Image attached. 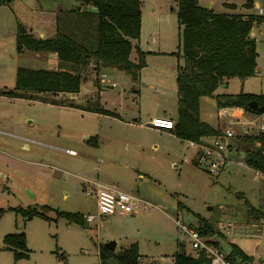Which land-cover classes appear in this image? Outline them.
I'll return each mask as SVG.
<instances>
[{
  "label": "rangeland",
  "instance_id": "rangeland-1",
  "mask_svg": "<svg viewBox=\"0 0 264 264\" xmlns=\"http://www.w3.org/2000/svg\"><path fill=\"white\" fill-rule=\"evenodd\" d=\"M140 1L138 47L145 52L147 63L140 74L142 125L128 126L93 112L0 94V207L4 208L0 217V264H100L99 249L112 239L114 252L137 242L139 264H174L173 253L180 242L187 253L195 255L176 220L199 226L201 218L214 228L205 236L217 241L222 252L228 253L230 242H234L250 257L249 261L236 260L234 264H264V215L259 220L248 219L246 202L264 212V177L246 164L235 138L231 141L238 156L218 174H211L183 160L190 157L191 147L168 140L143 122L155 113L176 115L175 72L178 61L182 64L178 54L182 27L174 0ZM211 1L215 12L230 11L223 5L224 0ZM225 4L237 12L264 16V0H229ZM35 6L34 0H13L0 6V87H13L17 66H58L53 56L16 51V21L29 25L33 20H46ZM253 29L258 72L245 79L229 77L222 83L226 85H218L214 93L264 94V21ZM132 52L134 56L135 50ZM113 70L104 78L103 104L120 111L118 92L126 88L121 107L122 114L129 115L135 94L129 89L130 76ZM91 83L92 78L82 80L75 103L83 104L86 97L94 95L89 92ZM219 109L213 97L201 96L202 120L215 125L220 119ZM225 109L232 114L234 108ZM237 119L264 122V113H243ZM221 126L223 129L227 125ZM231 127L236 135L257 131H245L238 124ZM87 136H96L98 145ZM237 158L243 163H237ZM93 179L112 183L139 198L134 212L98 217L94 196L86 195L83 189V184ZM144 200L150 204H144ZM17 206L34 207L47 217L25 218L12 209ZM56 210L78 211L84 219L88 213L95 217L85 219L81 225L57 215ZM9 232L25 233L28 257L15 260L11 251L2 248L3 237Z\"/></svg>",
  "mask_w": 264,
  "mask_h": 264
},
{
  "label": "trees",
  "instance_id": "trees-1",
  "mask_svg": "<svg viewBox=\"0 0 264 264\" xmlns=\"http://www.w3.org/2000/svg\"><path fill=\"white\" fill-rule=\"evenodd\" d=\"M12 0H0L8 4ZM78 6L58 9L55 12V32L48 37L35 36L23 24L17 22L15 48L18 53L52 52L56 55L57 68H31L17 66L13 87H0V94L9 97L38 99L59 105H71L81 109L116 115L103 106L98 91L84 104H77L73 96L80 91L82 80L92 78L99 88L102 70L112 68L128 74L137 82L140 69L145 65V52L136 43L141 26L140 0H77ZM176 15L181 25L180 42L182 64L177 67L175 84L177 95L176 117L172 131L181 139L202 140L207 136H221L223 130L200 117L199 99L213 97L217 107L238 106L245 108L249 101L264 105V94L239 91L214 93L216 87L227 78L245 79L257 73V48L252 27L264 16L254 13L215 12L198 0H174ZM91 5L92 8H87ZM135 49L136 59H131ZM236 148L244 153L247 165L264 175V134L260 132L237 134ZM248 219H258L264 212L246 200ZM49 208V206H44ZM25 218L33 215L47 217L34 207L12 208ZM4 208L0 207V217ZM56 214L68 221L84 225V214L78 211L56 210ZM197 228L203 235L214 231L204 218ZM217 247V241L212 240ZM173 253L174 264H209L203 252L195 255L185 251L184 243ZM3 249L9 250L15 260L28 257L24 232H9L3 237ZM137 242L133 241L118 252H110L101 246L100 264H139ZM229 264L236 260L246 262V255L234 242L225 253Z\"/></svg>",
  "mask_w": 264,
  "mask_h": 264
},
{
  "label": "built area",
  "instance_id": "built-area-1",
  "mask_svg": "<svg viewBox=\"0 0 264 264\" xmlns=\"http://www.w3.org/2000/svg\"><path fill=\"white\" fill-rule=\"evenodd\" d=\"M218 116H229L227 119L228 125L223 130L221 136H208L207 139L199 141L186 139L187 145L194 147L196 151L192 159L194 164L211 174H218L231 161L227 153L233 149L231 140L236 137V133L231 127V124H238L245 131L255 128L257 132L264 134V122H259L257 119L240 122L238 119L231 118L234 115L228 114L225 107L219 109ZM148 125L156 128L173 129L174 120L167 116H153L149 119ZM68 151L72 152L71 149ZM183 160L191 161L190 157H184ZM236 162L239 164L243 163L241 159H236ZM257 172L262 174L259 170ZM83 189L86 195L94 196L96 200V215L98 217L113 214H130L135 210L136 201L140 200L132 193L119 189L114 185L104 184L98 181L84 183ZM143 203L146 205L150 204L145 200ZM94 217V214L91 213L85 215L88 221L93 220ZM176 222L179 231L189 238L191 249L195 252H203L209 264H229L225 258V253L197 228L189 224H184L179 220H176Z\"/></svg>",
  "mask_w": 264,
  "mask_h": 264
},
{
  "label": "crops",
  "instance_id": "crops-1",
  "mask_svg": "<svg viewBox=\"0 0 264 264\" xmlns=\"http://www.w3.org/2000/svg\"><path fill=\"white\" fill-rule=\"evenodd\" d=\"M34 1H35V4H37V6H35L34 9L37 12H39L40 14H42V13L45 14L46 15V20L45 21H44V19H40V20L37 19L35 21L33 20V21L30 22L29 25H24L22 22L16 21V25H17V22L23 24L29 31H31L35 36H38V37H48V36L53 35V33L55 32L54 16H55L56 10H58L60 8L61 9L73 8V7L78 6V4H79V2L77 0H34ZM228 1L229 0H224L222 2L223 5H225V7L230 8V11H226V12H237V11H235L236 8H231L232 5L225 4V2H228ZM198 2L200 4H202L203 2H207L208 3V6L212 7V1L211 0H204L202 3L200 2V0H198ZM10 3H8V4H10ZM246 3H247V1L244 4L247 5ZM251 4H252V2H251ZM1 5H4V4H1ZM236 5H237V3H236ZM254 5L255 6H258V3L257 2H254ZM141 7H142V4H141ZM87 8H92V6L91 5H88ZM261 12H262V10L259 9V13H261ZM238 13L246 14L244 12H238ZM253 30L254 29L252 27L251 32H250V34L252 36L254 35V31ZM15 35H16V33H15ZM138 39L136 41L137 44H138ZM40 56H43V57L53 56V57L56 58V55L54 53H52V52H47V53L41 54ZM136 56H137L136 51H135V55L134 56H133V52H131V59L135 60L136 59ZM56 60H57V58H56ZM146 64L147 63H145V65L143 67H145ZM178 65H179V61H178L177 66H176V72H177ZM143 67L140 69V72H139V78H138V81H137L138 83L136 82V84L133 85L132 84V80L129 77V80H130V83H128L129 84V87H130L129 89L135 93L134 96L131 97V101L134 104L132 106V112L129 113L130 116L129 115H123L122 114L123 109L121 107V103H122L121 101H123L124 98L126 97V95H125L126 88H123L122 93H119L118 92V100H119V102H118V106L119 107L118 108L120 109V111H117L116 109L113 110V109L107 108V107H105V104H103V102L104 103L106 102V100L102 99V92L104 91L103 83L105 82L104 81V78L106 76V73L112 72L113 69H111V68H106V69L102 70V72L99 75V88L96 89L95 85H93L91 83L92 86H91V90L89 92L91 93V91H92V95H93V94H95L96 91H98V95H99L100 101L103 104V106L105 108L109 109V110H112V111L116 112V115L106 114V113H101V112H95V111H90V110H85V109H81V108H78V107H75V106H71V105H68V104H65V105L54 104V105H58V106H61V107L77 108V109H80V110H84L86 112H93V113H96V114H100L102 116H106V117H110L112 119L118 120L121 123H123L124 125H128V126L142 125L143 123L140 122V114H139L140 113L139 97L141 96V86H142L140 84V74H141V70L143 69ZM176 72H175V77H176ZM257 72H258V66H257ZM113 85H115V82H111V86H113ZM220 85L221 86H225L226 84L225 85L224 84H220ZM155 89H156V87H155ZM176 97H177V95H176ZM74 98H75V95L73 96V101L75 102V99ZM87 98L88 97H86V99ZM86 99H85V101H86ZM156 99H158V98H156ZM36 100H38V99H36ZM39 101H41V100H39ZM42 102H44V101H42ZM84 102H83V104H84ZM156 102H158V101L156 100ZM45 103H49V102H45ZM50 104H53V103H50ZM227 107L234 108L231 111V113L234 116H232V117L230 116L231 118H234V119L239 118L243 113H248V111L244 110L242 107H238V106H227ZM227 107H225V108H227ZM199 110H200V99H199ZM153 116H162V115H158V114L155 113L152 116H149L148 119H146L145 121H143L146 124V125L144 124L145 126L148 125L149 119L151 117H153ZM164 116L170 117L172 119H175V117H176V115L175 116H171V115H167V114H165ZM228 117H220L219 116L220 119H218L217 123L214 126H219L222 129V126H221L222 123H225L226 125H228V123H227ZM147 127L163 133L168 138V140H170V141L178 142L180 144L184 142L186 144V146H188L187 145V142H186V139H181L178 136H176L174 134V132L172 131V129L156 128V127H152L150 125H148ZM225 128H226V126H225ZM225 128H223L222 130H224ZM0 132H2V131L0 130ZM89 137H91V136H87L86 139L89 138ZM91 138H94L95 139V141L92 144H94L95 146H97L98 145V141H97L96 136L91 137ZM207 138H208V136L207 137H204L202 139L204 140V139H207ZM153 146L156 147L157 144H155ZM188 147H191V146H188ZM191 148H192V150H191L192 153L190 155L191 161H189V162H191L192 164H194V162H193L192 159L194 158V156L196 154V151H195V148L194 147H191ZM66 150H69V149H65V151ZM71 150H72V152H69L68 151L70 154H75L76 153V151L74 149H71ZM227 154L231 158V161H232L233 159H235L234 157L236 155L238 156V151H237V149L236 150H233L232 149ZM238 159L239 158H237V160ZM255 172H256V174L262 175V177H264V175L263 174H260L259 172H257V170H255ZM91 181H97V180H94L93 179ZM98 182H101V181H98ZM101 183L113 185L112 183L110 184L109 182H105V181L104 182H101Z\"/></svg>",
  "mask_w": 264,
  "mask_h": 264
},
{
  "label": "water",
  "instance_id": "water-1",
  "mask_svg": "<svg viewBox=\"0 0 264 264\" xmlns=\"http://www.w3.org/2000/svg\"><path fill=\"white\" fill-rule=\"evenodd\" d=\"M205 7H208V3L206 2L204 4ZM225 85V84H224ZM244 110L248 111V112H252V113H256V114H260L264 112V105L263 104H259L256 100H251L248 102L247 106L245 108H243ZM103 246L109 250L110 252H113L115 249V240H108L106 242H104Z\"/></svg>",
  "mask_w": 264,
  "mask_h": 264
}]
</instances>
